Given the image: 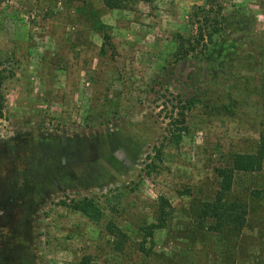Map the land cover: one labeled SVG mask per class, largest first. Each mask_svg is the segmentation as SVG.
I'll use <instances>...</instances> for the list:
<instances>
[{
	"label": "rangeland",
	"instance_id": "1",
	"mask_svg": "<svg viewBox=\"0 0 264 264\" xmlns=\"http://www.w3.org/2000/svg\"><path fill=\"white\" fill-rule=\"evenodd\" d=\"M215 1L228 25L178 60L206 0H0V178L29 190L0 264H264V160L219 176L264 130V0Z\"/></svg>",
	"mask_w": 264,
	"mask_h": 264
},
{
	"label": "trees",
	"instance_id": "2",
	"mask_svg": "<svg viewBox=\"0 0 264 264\" xmlns=\"http://www.w3.org/2000/svg\"><path fill=\"white\" fill-rule=\"evenodd\" d=\"M104 2L117 6L123 7L130 0H103ZM149 1V0H144ZM215 7V8H214ZM189 22L192 26V33L188 36H184L180 33H176L174 37V42L176 45L174 51V57L178 60L185 58L190 53H195V50L199 47V52H205L210 46L216 43L217 35H219L228 25V20L224 15L222 8L215 0H206L205 4L202 6H196L189 15ZM203 48V49H202ZM180 119L178 120L181 124V128L185 129L183 126L184 115L179 113ZM170 132L169 141L173 144H178L181 136L182 129L176 128ZM175 129L178 131L176 132ZM264 160V130L259 132V138L256 141L255 149L251 153H239L234 154L229 158V165L219 170V176L221 177V188L220 191H228L231 184V173L232 171H244L254 172L262 169V163ZM237 202V203H236ZM224 204H228L231 207L233 204H237V213L234 214H218L215 216L217 226H230L234 229H240L245 222L246 214V204L236 199L224 198ZM164 205H168V202L164 198H160V215L164 214ZM242 205V206H241ZM163 207V208H162ZM167 214V213H166ZM157 218V222L153 225L154 229H160L165 226V219L161 216ZM164 217V215H162ZM215 224V222H214Z\"/></svg>",
	"mask_w": 264,
	"mask_h": 264
},
{
	"label": "flooded vegetation",
	"instance_id": "3",
	"mask_svg": "<svg viewBox=\"0 0 264 264\" xmlns=\"http://www.w3.org/2000/svg\"><path fill=\"white\" fill-rule=\"evenodd\" d=\"M64 146H60L57 151L60 152ZM64 157V151L62 152ZM44 177V175H42ZM53 182L56 184V188L60 189L58 177H53ZM20 181L18 174L10 176L7 174L4 178H0V247L8 240L10 233L13 238H21L20 230H16L17 226H23L25 218L20 216L23 210L22 206V193H24L25 187H20ZM29 190L24 193L27 195ZM19 224V225H16ZM20 235V236H19ZM4 252L1 247V253ZM0 253V260L3 254Z\"/></svg>",
	"mask_w": 264,
	"mask_h": 264
},
{
	"label": "crops",
	"instance_id": "4",
	"mask_svg": "<svg viewBox=\"0 0 264 264\" xmlns=\"http://www.w3.org/2000/svg\"><path fill=\"white\" fill-rule=\"evenodd\" d=\"M43 146V149H48L49 148V146L47 145V144H44V145H42ZM125 154V153H124Z\"/></svg>",
	"mask_w": 264,
	"mask_h": 264
}]
</instances>
